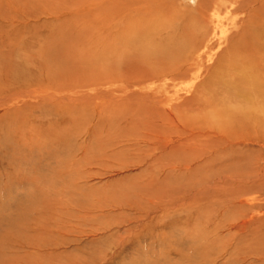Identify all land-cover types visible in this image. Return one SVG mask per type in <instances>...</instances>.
<instances>
[{
	"label": "rangeland",
	"instance_id": "374dc122",
	"mask_svg": "<svg viewBox=\"0 0 264 264\" xmlns=\"http://www.w3.org/2000/svg\"><path fill=\"white\" fill-rule=\"evenodd\" d=\"M229 5L0 0V264H264L263 24Z\"/></svg>",
	"mask_w": 264,
	"mask_h": 264
},
{
	"label": "bare ground",
	"instance_id": "6f19581e",
	"mask_svg": "<svg viewBox=\"0 0 264 264\" xmlns=\"http://www.w3.org/2000/svg\"><path fill=\"white\" fill-rule=\"evenodd\" d=\"M228 3L230 4L229 6L231 7L232 11L236 14H243L245 11H247L250 6L252 5H257L256 6V11L252 12L251 14H248L249 16V21L248 19H246V17H241L240 21H242V25L245 26L244 30L249 29V27H251V29H253L252 27H257L260 26L261 24H263L262 30L258 31L256 29V33L250 36V39L248 42L255 44L256 41L260 40V39H264V0H228ZM259 18V19H257ZM154 21H159L158 19H155ZM159 24V23H158ZM200 29L202 28H206L210 23H208L206 16L201 18V21L199 22ZM146 24L140 26V28H144ZM146 32H144L143 34H145ZM142 34V35H143ZM204 37L200 36V41L196 42V45H202L203 44L205 46H207L205 43L206 41L204 40ZM244 41H236V43H234L232 48V54L231 56V60H230V64L237 67L236 69H238L241 73L246 74V70H248V68L250 67L249 65L253 66L256 60V57L254 55L252 56H248L247 54H244V50H245V46H244ZM164 46V45H163ZM158 47H156L157 49ZM174 48V47H173ZM179 48V46L177 47ZM159 50V48H158ZM178 51V50H177ZM226 51V50H225ZM152 52V53H151ZM157 51L154 50H150L149 51V55H155ZM164 52V51H162ZM180 52V51H179ZM163 65V64H161Z\"/></svg>",
	"mask_w": 264,
	"mask_h": 264
}]
</instances>
